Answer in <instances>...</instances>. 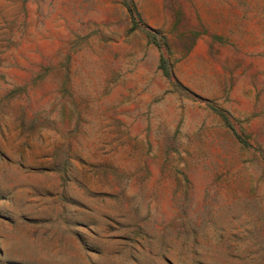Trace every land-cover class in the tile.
Returning a JSON list of instances; mask_svg holds the SVG:
<instances>
[{
  "label": "rangeland",
  "instance_id": "rangeland-1",
  "mask_svg": "<svg viewBox=\"0 0 264 264\" xmlns=\"http://www.w3.org/2000/svg\"><path fill=\"white\" fill-rule=\"evenodd\" d=\"M0 264H264V0H0Z\"/></svg>",
  "mask_w": 264,
  "mask_h": 264
}]
</instances>
